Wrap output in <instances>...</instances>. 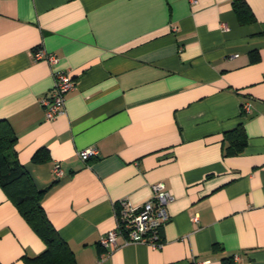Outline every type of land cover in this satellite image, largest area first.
Instances as JSON below:
<instances>
[{
  "label": "crops",
  "instance_id": "1",
  "mask_svg": "<svg viewBox=\"0 0 264 264\" xmlns=\"http://www.w3.org/2000/svg\"><path fill=\"white\" fill-rule=\"evenodd\" d=\"M56 72L76 88L48 121ZM0 120L76 264H264V0H0ZM159 182L162 247L108 254L119 203ZM45 249L0 186V264Z\"/></svg>",
  "mask_w": 264,
  "mask_h": 264
},
{
  "label": "built area",
  "instance_id": "2",
  "mask_svg": "<svg viewBox=\"0 0 264 264\" xmlns=\"http://www.w3.org/2000/svg\"><path fill=\"white\" fill-rule=\"evenodd\" d=\"M33 58L35 61L44 60L51 65L58 62L57 56L47 54L41 49H36ZM54 78V86L51 92L41 101L48 121H53L66 114V96L76 88V83L69 73L56 72ZM244 109L245 112L249 113L250 107L248 105H245ZM98 156L99 151L96 148H88L79 152V158L84 162ZM54 171L58 177H61L62 172L58 167ZM151 191L152 198L142 206L136 207L128 200H122L119 203V210L115 214L116 228L100 240L101 247L108 254L129 244H145L154 249L162 247L160 230L170 220L168 206L174 198L162 182L153 184Z\"/></svg>",
  "mask_w": 264,
  "mask_h": 264
},
{
  "label": "trees",
  "instance_id": "3",
  "mask_svg": "<svg viewBox=\"0 0 264 264\" xmlns=\"http://www.w3.org/2000/svg\"><path fill=\"white\" fill-rule=\"evenodd\" d=\"M236 12L239 17H242L243 6L238 5ZM235 133H239V137L243 135L241 129ZM237 143L241 148L245 145V142L237 141ZM16 144L17 137L10 124L6 120H0V186L46 245L42 254L32 259L28 258L27 261L32 264H76L73 252L60 238L46 216L42 206L46 190L36 188L27 170L19 161ZM46 159L47 157L42 159L39 154L34 158L36 162H43Z\"/></svg>",
  "mask_w": 264,
  "mask_h": 264
}]
</instances>
